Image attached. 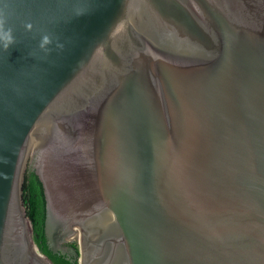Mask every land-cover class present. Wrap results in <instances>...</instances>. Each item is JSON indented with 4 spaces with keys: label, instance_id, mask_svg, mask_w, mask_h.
Listing matches in <instances>:
<instances>
[{
    "label": "water",
    "instance_id": "water-1",
    "mask_svg": "<svg viewBox=\"0 0 264 264\" xmlns=\"http://www.w3.org/2000/svg\"><path fill=\"white\" fill-rule=\"evenodd\" d=\"M5 18L0 264H40L27 168L56 263L264 264V0H0Z\"/></svg>",
    "mask_w": 264,
    "mask_h": 264
},
{
    "label": "trees",
    "instance_id": "trees-1",
    "mask_svg": "<svg viewBox=\"0 0 264 264\" xmlns=\"http://www.w3.org/2000/svg\"><path fill=\"white\" fill-rule=\"evenodd\" d=\"M27 173L28 169L24 174V181L22 186V201L26 219L28 220L32 230V239L34 245L42 254V259L39 256L40 253L35 249L39 253L36 254L38 255L41 262L42 260L44 261V264H60L53 261L46 254V251L44 249L42 242V228L45 215L43 191L40 185L37 183L34 174L29 173L27 176Z\"/></svg>",
    "mask_w": 264,
    "mask_h": 264
},
{
    "label": "clouds",
    "instance_id": "clouds-1",
    "mask_svg": "<svg viewBox=\"0 0 264 264\" xmlns=\"http://www.w3.org/2000/svg\"><path fill=\"white\" fill-rule=\"evenodd\" d=\"M6 23H7L6 18L5 19H0V37L3 38V43H4L5 49H7L8 46L12 43L11 29L6 28ZM25 27L28 30H31L32 25L29 23V24H26ZM50 44H52V39L48 35H44L42 37V40H41V43H40V48L41 49H46V47L48 45H50ZM56 46L59 47V48L63 47V45L59 44V43H57Z\"/></svg>",
    "mask_w": 264,
    "mask_h": 264
},
{
    "label": "bare ground",
    "instance_id": "bare-ground-1",
    "mask_svg": "<svg viewBox=\"0 0 264 264\" xmlns=\"http://www.w3.org/2000/svg\"><path fill=\"white\" fill-rule=\"evenodd\" d=\"M26 236L27 237H29V225L27 226V224H26ZM30 251H31V254L40 262V264H44V261L42 260V262L40 261V259H39V257H38V255L37 254H39L36 250H35V248H34V246H32V249H30ZM37 253V254H36ZM39 256H40V258H41V254H39ZM43 257V256H42ZM42 259V258H41ZM44 259V258H43ZM47 264V263H46Z\"/></svg>",
    "mask_w": 264,
    "mask_h": 264
},
{
    "label": "rangeland",
    "instance_id": "rangeland-1",
    "mask_svg": "<svg viewBox=\"0 0 264 264\" xmlns=\"http://www.w3.org/2000/svg\"><path fill=\"white\" fill-rule=\"evenodd\" d=\"M28 169V168H27Z\"/></svg>",
    "mask_w": 264,
    "mask_h": 264
}]
</instances>
